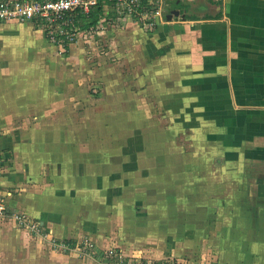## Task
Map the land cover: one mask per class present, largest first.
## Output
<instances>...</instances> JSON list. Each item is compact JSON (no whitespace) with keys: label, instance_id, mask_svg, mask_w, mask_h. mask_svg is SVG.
<instances>
[{"label":"crops","instance_id":"crops-1","mask_svg":"<svg viewBox=\"0 0 264 264\" xmlns=\"http://www.w3.org/2000/svg\"><path fill=\"white\" fill-rule=\"evenodd\" d=\"M220 1L221 18L164 20L158 17L150 28L140 22V25L129 23L128 82L144 83L138 91L143 89L145 96L174 100V110L166 108L165 112L193 116L192 127L203 132L204 140L210 139L212 124L229 121L225 117L233 115L235 130L245 129L247 141L243 144L249 150L251 144H257L256 139L264 146V129L251 120L252 114L264 115V0ZM197 7L208 8L205 4ZM56 48L41 25L0 23V194L6 195L11 208L36 218L55 234H63L70 231L67 226L71 216L66 212L71 209V195L78 191L86 193L81 188L89 178L98 176L102 167L96 164L87 168V164L81 163L87 157L73 152L66 129L60 139L51 137L54 132L49 133L55 128V123L51 126L48 122L50 115L58 106L65 108L62 100H56L57 91L65 97L66 88L55 74ZM130 92L133 96L137 94L135 90ZM68 97L70 103L71 93ZM240 114H243L241 119ZM179 127L176 124L175 128ZM249 129L257 130L256 138L248 135ZM163 136L153 143L161 154H153L152 166L158 167L164 176L171 171L183 172L184 154L167 152L171 146L166 145ZM236 145L241 142L233 143ZM227 150L221 164L208 159L212 167L219 168L220 172L214 175L217 181L198 185L192 191L207 195L208 209L214 203L215 218L226 219L231 231L240 232L239 225L257 226L252 235L259 240L264 236V170L256 169L253 164L261 162L263 154H244V149L231 147ZM204 160L201 154L188 158L197 167ZM224 189L230 195L221 198ZM168 191L160 192L161 203L170 205L174 200L177 203L181 191L177 190V197ZM193 193L194 197L190 198L193 200L186 201L190 204L187 209L191 213L205 211L202 210L205 198ZM197 215L201 217L200 213ZM222 224L226 223L215 227L221 235ZM239 237L234 241H248Z\"/></svg>","mask_w":264,"mask_h":264},{"label":"rangeland","instance_id":"rangeland-1","mask_svg":"<svg viewBox=\"0 0 264 264\" xmlns=\"http://www.w3.org/2000/svg\"><path fill=\"white\" fill-rule=\"evenodd\" d=\"M138 22L147 27L128 16L111 23L103 21L84 31L81 41L72 45L76 48L56 46L55 74L66 87V98L57 91L56 100H62L65 108L58 106L50 115L48 122L51 126L55 123V128L49 133L60 139L66 129L73 152L87 157L81 163L87 168L96 164L102 168L81 188L86 193L71 195V209L66 212L71 216L69 232L55 234L44 225L41 231H33L12 218L0 217V264H122L124 260L127 264H264V236L255 240L252 235L257 226L239 225V237L240 232L231 231L226 219L215 218L214 203L208 209L206 194L192 191L217 181L214 175L219 168L212 167L208 159L221 164L230 147L244 149V154H263L261 162L253 165L264 170V146L256 139L257 144L247 150L245 129L235 130L233 115L225 117L230 122L212 124L210 139L204 140L203 132L192 127L193 116L165 112L166 108L174 110V100L145 96L143 89L138 91L144 83L128 82L127 29L129 23ZM252 115L251 120L264 129V115ZM249 131L248 135L256 138L257 130ZM160 136L171 146L167 152L184 154L183 172L171 171L164 176L152 166L153 154H161L153 145ZM235 142L241 145L233 146ZM197 154L205 159L201 167L188 161L190 155ZM167 190L174 197L181 191L177 203H161ZM192 193L205 198V211L191 213L187 209ZM228 195L224 189L221 198ZM227 214L223 212L224 217ZM220 223H226L219 227L225 237L216 232ZM236 237L248 241L236 242ZM67 238L76 241L74 247L63 243Z\"/></svg>","mask_w":264,"mask_h":264},{"label":"built area","instance_id":"built-area-1","mask_svg":"<svg viewBox=\"0 0 264 264\" xmlns=\"http://www.w3.org/2000/svg\"><path fill=\"white\" fill-rule=\"evenodd\" d=\"M98 0H0V23L32 22L41 25L50 42L58 47H71L80 41L81 29L75 22L78 12L87 13ZM164 0H116L119 15L116 18L139 15L137 21L153 26L162 17ZM152 18L153 21H147ZM115 19V20H116ZM105 19L99 20L98 24ZM115 20L105 21L111 23ZM90 29V28H89ZM2 158L0 156V172ZM0 217H9L21 227L41 231L42 225L33 217L9 206L6 195L0 194Z\"/></svg>","mask_w":264,"mask_h":264},{"label":"trees","instance_id":"trees-1","mask_svg":"<svg viewBox=\"0 0 264 264\" xmlns=\"http://www.w3.org/2000/svg\"><path fill=\"white\" fill-rule=\"evenodd\" d=\"M205 4L208 8L198 9V5ZM222 2L215 0H164L162 8V18L164 20L180 19L190 20L199 18H221L222 17ZM119 15V9L116 5V0H98L96 5L91 7L87 13L78 12L75 17V22L81 29L95 28L100 19L104 21L115 20ZM135 20L139 19V15H132ZM147 21H153L152 18ZM74 240H63V243L68 247H74ZM102 255V252L100 253ZM161 264V261L155 262ZM122 264H127L124 260ZM146 264V263H141Z\"/></svg>","mask_w":264,"mask_h":264}]
</instances>
